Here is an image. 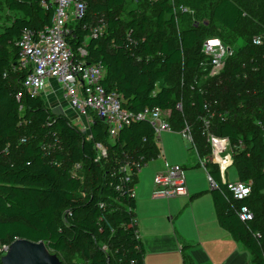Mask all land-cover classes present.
I'll list each match as a JSON object with an SVG mask.
<instances>
[{
	"label": "trees",
	"instance_id": "trees-1",
	"mask_svg": "<svg viewBox=\"0 0 264 264\" xmlns=\"http://www.w3.org/2000/svg\"><path fill=\"white\" fill-rule=\"evenodd\" d=\"M84 1L86 15L68 25L66 41L74 55L78 56V49L85 51L82 59L86 64L104 67L101 84L119 94L124 108L136 115L154 108L169 110L171 128L178 131L188 124L196 153L205 160L209 148L201 135L200 118L213 114L210 132L228 139L238 181L251 182L250 195L241 202L232 201L217 167L204 163L217 186L210 190L216 221L251 254V264H264V68L257 69L251 51L264 49V44L255 46L251 42L250 49L243 45L234 51L210 30L203 33L190 25L189 13L198 14L209 0H174V6L165 0L150 1L155 31L145 40L137 35L145 33V17L124 22L119 16L125 0ZM6 4L7 10L18 16L0 32V151L15 148L17 157L0 162V244L7 247L16 239L41 241L49 251L63 258L76 254L85 264H144L134 214V188L140 172L135 164L144 167L159 157L151 125L144 120L133 122L109 141L102 123L94 116L87 135L62 113L47 108L40 96L32 97L20 90L25 73L18 70L16 42L24 31L37 33L48 27L53 8H43L40 0H6ZM180 7L187 12L180 13ZM97 16L104 18V28L93 36ZM210 21L229 33L243 27L247 35H253L264 30V0H215ZM178 25L181 28L177 37L167 32ZM211 38L233 50L214 77L209 76V59L201 53L203 42ZM244 52L251 55L250 66L256 67L250 75L251 96L246 93L244 65L242 68L238 63ZM177 67L209 78L201 90L193 85L184 87L183 75L173 82ZM159 82L162 86L155 92ZM19 91L21 97L17 100ZM251 98L261 100L262 112L255 111ZM178 103L181 111L175 109ZM234 114L245 117L243 123L232 117ZM244 126L249 129L241 132ZM23 132L31 136V141L25 143L21 138L24 141L17 147L15 141ZM52 132L66 154H56L49 161L37 142ZM95 143L107 147L106 157L99 161ZM253 160L259 162L257 169ZM78 173H84L90 181H82ZM241 206L249 209L251 220L238 219L236 210ZM181 257L182 264H191L186 253Z\"/></svg>",
	"mask_w": 264,
	"mask_h": 264
},
{
	"label": "built area",
	"instance_id": "built-area-1",
	"mask_svg": "<svg viewBox=\"0 0 264 264\" xmlns=\"http://www.w3.org/2000/svg\"><path fill=\"white\" fill-rule=\"evenodd\" d=\"M40 5L43 8L51 6L53 16L48 27L37 33L24 31L16 42L20 53L18 70L25 73L20 90L32 97L40 96L43 100L57 96L59 103L66 107L64 116L70 124L87 135L94 121L93 116L102 123L109 141H113L117 134L131 123L144 120L151 125L156 140L164 132L176 133L196 153L188 124L184 123L180 130L175 131L167 121L169 110L154 108L136 115L124 108L119 94L107 91L101 84L105 75L104 67L100 64H86L82 59L86 54L83 49H78L79 57L74 55L66 36L70 32L68 25L83 19L86 15L87 5L84 0H40ZM178 10L180 13L187 12V9L182 7ZM95 35L96 31L93 32V36ZM128 41L132 43L129 38ZM251 42L255 46L261 43L258 38L252 39ZM201 53L209 59V76L214 77L223 69L225 60L232 57L233 50L223 45L219 39L211 38L203 42ZM20 97L21 91L17 93L16 99L19 100ZM203 108L208 112L206 105ZM175 109L181 111V104H176ZM212 116L210 113L200 118L201 135L209 148V162L217 167L231 200L241 202L250 195L251 182L227 183L225 171L232 166L230 144L228 139L217 137L210 132ZM94 150L97 161L106 157L107 147L104 144L95 143ZM201 166L206 171L204 162H201ZM135 168L140 171L143 166L138 163L135 164ZM262 172L264 174V163ZM183 173L182 166L167 164L155 171L152 198L169 200L187 196ZM206 174L210 189L216 188L215 181L207 171ZM236 214L242 222L252 218L246 206L239 207ZM132 221L136 223L135 219Z\"/></svg>",
	"mask_w": 264,
	"mask_h": 264
},
{
	"label": "rangeland",
	"instance_id": "rangeland-1",
	"mask_svg": "<svg viewBox=\"0 0 264 264\" xmlns=\"http://www.w3.org/2000/svg\"><path fill=\"white\" fill-rule=\"evenodd\" d=\"M153 1H164V0H125L123 6L119 9L118 14L121 17V19L124 22H128L133 18L140 19L142 17H145L147 19V23H145V33L141 32L138 33V37L140 40H145L146 36L149 33H154L155 31V20L153 18V14L151 12V8L148 5L149 2ZM167 3H169L171 6H174V0H165ZM215 0H209L208 4L205 5L202 10L198 13H189L190 16V25H194L195 27L199 28L201 32H205L207 30H210L215 37L220 38L223 40L227 45L232 46L234 51H237L242 47L243 45L246 46V50L250 49V44L252 39L258 38L260 39L261 44H264V30L261 28L260 32L254 33L253 35H247V33L244 31L245 29L242 27L238 29L237 31L233 33L226 32L220 28L219 25H217L215 22L210 21V10ZM18 15L15 13H11L7 10V4L6 0H0V32L10 24V22L16 18ZM104 18L102 16L95 17L94 20V26L92 28V32H102L104 28ZM180 26L178 25L177 28L174 30H167L169 34H171L174 37L178 36ZM252 49V48H251ZM245 50V52H246ZM251 51H254L252 54L255 55V61L257 69L258 67L264 68V49L259 48H253ZM245 52L241 53V58L238 59V63L240 65H244L243 69V75L245 79H247V95H253L254 93L250 92V86L251 81L250 75L256 71V67L250 66V60L251 55L248 53L245 54ZM245 54V55H244ZM247 56H249L247 58ZM242 65V68H243ZM224 67V66H223ZM224 71V70H223ZM184 76V87L187 85V88H191V85L194 86L197 90H201L204 84V81L209 78L206 75H194L191 72H187L182 67H177L174 71L173 76V82L176 83L178 78ZM211 78V77H210ZM187 82V83H186ZM162 86V82H159L156 85L155 92L159 89V87ZM192 86V87H193ZM154 92V93H155ZM250 93V94H249ZM184 94V93H183ZM252 105L255 109V111H261L262 112V103L261 100L256 98H251ZM187 98L184 97V101H186ZM45 103V101H44ZM46 107L48 108L47 103H45ZM223 106V105H222ZM66 108V107H65ZM223 108H225L223 106ZM229 115V114H228ZM232 117L237 118L239 122L243 123V120L245 117H240L237 115H232ZM248 128V126L242 127L241 132H245ZM21 138H24L25 143L31 141V136L27 135L26 132L22 133L20 137L15 141V146H21ZM45 141V142H44ZM262 141H264V138H262ZM185 142V141H184ZM182 138L179 136V134L176 133H169L164 132L161 134L159 138V145L160 148H162V152H164L166 143V151L168 154V157L166 159H163V156H160V160H154L151 162H148L139 172L138 175V186L142 187V189L149 188L150 194H149V200L150 202L142 201V203H139L137 199V208H136V214H137V220L140 224V215L143 212H147L151 208L155 209H162L166 208L168 204L172 205V207H178L183 199L181 198H172L171 200L167 201L165 199H160V201H157V203L152 204L151 201H154L152 198V191H153V183H152V175L154 173L155 169L160 168L159 165L162 163H165L169 166H184V181L185 186L188 195L194 194L199 191H208L210 190V185L207 180V174L204 168L201 166V162L209 163V157H206V160L204 157H199L194 151H188L187 148L188 144L184 143ZM38 145H41L43 148V152L45 155V158L47 160L53 161L56 154H62L65 155L66 151L61 145V142L54 134V132L49 133L44 139L39 140L37 142ZM17 157V151L15 148L6 147L2 151H0V162L7 163L10 162L12 159ZM194 162V163H193ZM192 168H188L189 164H191ZM254 168L257 169L259 167V162L257 160H253ZM194 166H196L194 168ZM158 167V168H155ZM80 179L84 182H89L90 177L86 176L84 173H78ZM225 178L228 184L235 183L238 181L237 172L233 166H230L225 171ZM137 198V197H136ZM263 200H264V193H263ZM194 207L195 209L199 211H207L209 216L213 217V223L216 220L214 216V212L212 209V205L210 202L209 196H206V194L202 195L198 199H194ZM154 203V202H153ZM167 221V219H165ZM178 223V228L181 232H187L190 234H193V226L192 222H190V219L186 215H180L176 221ZM140 237H142L140 235ZM6 246L0 244V255L2 256L6 251ZM49 251V250H48ZM50 254L56 255L61 264H85L83 261H81L76 254H68L66 258L61 257V255L56 254L52 251H49ZM162 260L164 258H161ZM143 262L144 264H159V260L157 258H151L149 252L147 249H144L143 254Z\"/></svg>",
	"mask_w": 264,
	"mask_h": 264
},
{
	"label": "crops",
	"instance_id": "crops-1",
	"mask_svg": "<svg viewBox=\"0 0 264 264\" xmlns=\"http://www.w3.org/2000/svg\"><path fill=\"white\" fill-rule=\"evenodd\" d=\"M44 101L47 103L49 109L54 110L55 112H60L64 115L66 108L62 103H59L57 96ZM159 138L157 140V146L160 149V154L157 159L160 160V156H163V159H166L168 157L166 143H164L165 149L164 152H162V148H160L159 145ZM193 163L189 164L188 168H192L191 165ZM165 165L166 162L159 165L160 168L155 167L158 169H155L154 172L164 168ZM182 167L184 169V166ZM195 167L196 166H194V168ZM210 190L199 191L190 196L187 193V196L176 197L183 199L177 208L172 207L170 203L166 208L160 210L151 208L147 212L141 213L139 224L136 214L137 199L139 203H142V201L150 202V189H142V187L138 186L137 182V185L134 188V214L137 220V233L143 245V249H147L151 258H157L159 264H182L181 254L184 252L190 257L191 264L252 263L253 258L251 254L242 245L233 240L227 232L221 229L216 220L213 223V217H211V215L209 216L207 211L205 212L203 210L199 211L195 209L194 199H198L204 194L209 196L212 205ZM153 200L154 201H151L152 204L160 201V199ZM180 215H186L190 219L194 228L193 234L184 231L181 232L179 230L178 223L175 221ZM165 219H167V221ZM140 235L142 237H140ZM161 258L164 259L162 260Z\"/></svg>",
	"mask_w": 264,
	"mask_h": 264
},
{
	"label": "water",
	"instance_id": "water-1",
	"mask_svg": "<svg viewBox=\"0 0 264 264\" xmlns=\"http://www.w3.org/2000/svg\"><path fill=\"white\" fill-rule=\"evenodd\" d=\"M1 264H60L56 255L50 254L45 243L16 239L0 258Z\"/></svg>",
	"mask_w": 264,
	"mask_h": 264
}]
</instances>
